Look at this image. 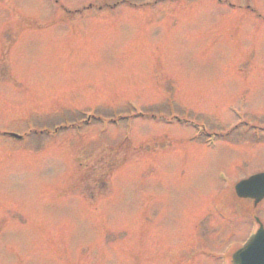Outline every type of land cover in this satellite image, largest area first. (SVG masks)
Returning <instances> with one entry per match:
<instances>
[{"label": "rangeland", "instance_id": "1", "mask_svg": "<svg viewBox=\"0 0 264 264\" xmlns=\"http://www.w3.org/2000/svg\"><path fill=\"white\" fill-rule=\"evenodd\" d=\"M259 171L264 0H0V264H231Z\"/></svg>", "mask_w": 264, "mask_h": 264}, {"label": "water", "instance_id": "2", "mask_svg": "<svg viewBox=\"0 0 264 264\" xmlns=\"http://www.w3.org/2000/svg\"><path fill=\"white\" fill-rule=\"evenodd\" d=\"M263 184V185H261ZM246 187L249 188L248 193L245 194ZM237 194L241 197H253L255 203L264 196V173L257 174L250 177L248 180L241 182L236 187ZM264 231L260 230L258 235L245 247L239 249L234 255V264H264V256L257 255L252 258L256 249L261 247L264 252ZM264 255V254H263Z\"/></svg>", "mask_w": 264, "mask_h": 264}]
</instances>
